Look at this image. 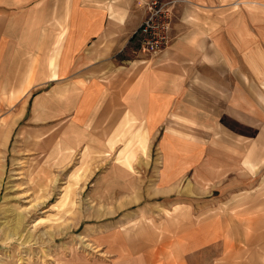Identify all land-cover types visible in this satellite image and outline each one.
Segmentation results:
<instances>
[{"label":"crops","instance_id":"0c3cea01","mask_svg":"<svg viewBox=\"0 0 264 264\" xmlns=\"http://www.w3.org/2000/svg\"><path fill=\"white\" fill-rule=\"evenodd\" d=\"M163 1L144 55L148 0H0V153L97 156L60 264H264V0Z\"/></svg>","mask_w":264,"mask_h":264},{"label":"rangeland","instance_id":"374dc122","mask_svg":"<svg viewBox=\"0 0 264 264\" xmlns=\"http://www.w3.org/2000/svg\"><path fill=\"white\" fill-rule=\"evenodd\" d=\"M18 142L15 132L8 151L0 153V264H60L75 253L101 256L96 235L80 217L90 204L89 185L78 184L85 173H97V156H34Z\"/></svg>","mask_w":264,"mask_h":264},{"label":"built area","instance_id":"2783aa9c","mask_svg":"<svg viewBox=\"0 0 264 264\" xmlns=\"http://www.w3.org/2000/svg\"><path fill=\"white\" fill-rule=\"evenodd\" d=\"M146 17L133 35L137 51L154 55L163 51L172 41L173 8L170 2L148 0Z\"/></svg>","mask_w":264,"mask_h":264}]
</instances>
